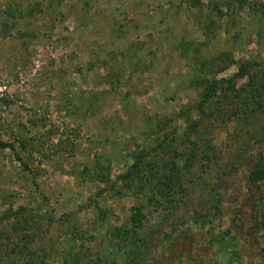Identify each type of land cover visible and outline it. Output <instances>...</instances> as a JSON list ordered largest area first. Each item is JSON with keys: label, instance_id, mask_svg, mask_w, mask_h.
I'll return each instance as SVG.
<instances>
[{"label": "rangeland", "instance_id": "1", "mask_svg": "<svg viewBox=\"0 0 264 264\" xmlns=\"http://www.w3.org/2000/svg\"><path fill=\"white\" fill-rule=\"evenodd\" d=\"M149 118L172 133L147 147L180 170L172 208L132 168ZM256 166L264 0H0V264H24L25 232L30 264H264Z\"/></svg>", "mask_w": 264, "mask_h": 264}, {"label": "trees", "instance_id": "2", "mask_svg": "<svg viewBox=\"0 0 264 264\" xmlns=\"http://www.w3.org/2000/svg\"><path fill=\"white\" fill-rule=\"evenodd\" d=\"M232 61H227L225 60L224 62V66L223 68H225L229 63H231ZM212 61L209 60L207 63L205 64H209L211 65ZM244 66H240L239 67V72L237 74L234 75L235 78H240L244 75L247 74L246 69H243ZM203 83V82H200ZM217 82H210L209 85L206 86V93H205V97L208 99L212 98L213 96L217 95ZM230 89L234 88L231 87ZM242 89V88H240ZM239 89V90H240ZM235 94L234 96H237V90L234 91ZM223 93V92H222ZM208 99V100H209ZM207 100V101H208ZM207 101L205 103H207ZM210 110L208 111L207 116L214 114V113H218L216 106L212 108H209ZM147 133L144 137V145L143 144H138L136 150H134V155H133V167L136 171H134L135 173H137L139 175V181L137 180V182H141L142 185H144L145 183L147 184V187L150 191H152V196H150V199H153L154 202L159 205L162 206V200H165L167 202V205L164 207L167 208H172V203H175V189H179V191H183V188L181 187V174H180V170L177 168V166L172 163V157L170 159H168L167 161L160 159L159 157H157L158 154H155L154 152H157V150H151L152 147L149 149L147 147L150 146L151 144V137L154 136L153 134H155L157 136V140H156V149H160L163 151H169L170 152V148L172 149V133L170 134H166V135H161L160 132L162 131V128H164L165 124H162L160 121H158L157 119L154 118H149L147 120ZM200 150H201V156H203L205 154V158L209 159L210 157V153H208L207 155V151L209 152V150L207 149L205 143ZM20 145L21 147H23L24 149L28 146L27 142L21 138L20 139ZM3 147H5L2 144ZM199 148V146H198ZM204 148V149H203ZM197 149V148H196ZM154 153V155H151L150 153ZM172 155V154H171ZM170 155V156H171ZM198 152H191L190 154H186L187 157V161L186 162V169L185 171H189L188 169L191 167V165H193L192 163H195L198 159ZM160 162V163H159ZM195 174V173H194ZM194 174L192 175V177L194 176ZM190 174L187 173L186 176H184L183 178H187ZM249 181L252 183H257L260 182L262 180H264V167L263 166H256V168H254L250 173H249ZM133 181V180H131ZM131 183V182H130ZM140 192V191H139ZM177 202V201H176ZM143 206H134L132 208V213L129 216L128 219V223L130 224L131 228L133 230H137L139 228L142 227L143 225ZM16 225L14 224L12 229L14 232L17 231ZM18 228H20V226H17ZM24 228V227H23ZM21 229V228H20ZM25 230L23 229V232ZM122 232H124V236H126L127 231L122 230ZM27 233V232H25ZM22 234L21 237L19 238V242L16 240H13L12 243V247H8V253H7V257L10 255H17L18 253H20V255H22L21 257V261L24 262V264H30L29 262L23 260V257H29V255H34L35 257V253L29 252L27 250V245L30 242L31 238L33 239V235L31 234ZM20 243V244H19ZM28 251V253L25 254V252ZM6 254V253H5ZM19 259V258H18ZM34 260H32L33 262ZM11 264H14L13 262Z\"/></svg>", "mask_w": 264, "mask_h": 264}]
</instances>
